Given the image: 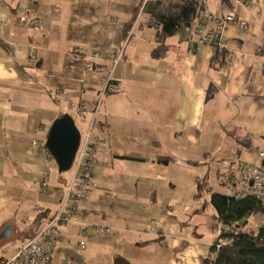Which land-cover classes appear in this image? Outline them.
Listing matches in <instances>:
<instances>
[{
    "label": "crops",
    "instance_id": "1",
    "mask_svg": "<svg viewBox=\"0 0 264 264\" xmlns=\"http://www.w3.org/2000/svg\"><path fill=\"white\" fill-rule=\"evenodd\" d=\"M142 2L0 0V261L42 231L65 197L73 170L61 174L42 151L66 114L82 137L92 126L101 149L83 213L57 227L54 264L213 259L220 222L212 195L230 197L240 164H264V0L239 8L248 27L225 29L224 55L182 32L159 38L139 12ZM230 4L207 0L220 17ZM122 47L113 72L118 90L102 95L109 58ZM86 61L96 62L90 72ZM68 103L90 110L80 118ZM186 180L195 190L191 203ZM43 181L49 188L41 194ZM247 220L242 232L264 227V213ZM92 225L109 233L97 235Z\"/></svg>",
    "mask_w": 264,
    "mask_h": 264
},
{
    "label": "built area",
    "instance_id": "2",
    "mask_svg": "<svg viewBox=\"0 0 264 264\" xmlns=\"http://www.w3.org/2000/svg\"><path fill=\"white\" fill-rule=\"evenodd\" d=\"M140 7V13L144 12L145 7L151 2V0H142ZM182 2L197 3L203 7L200 9L199 16L191 24L184 28L181 32L189 36L193 42H197L199 45L206 46L210 49L214 48L220 51L226 49L224 40V31L228 26L237 25L241 30H245L248 27V23L240 21L238 19L239 8H245L249 5L250 0H229V10L225 15L217 16L212 10L207 8V0H180ZM1 23V22H0ZM155 28L160 30V26L154 21L151 22ZM131 35V34H130ZM124 47L116 54H112L109 58L111 63L107 76L103 78V92L102 95L110 92H116L118 90L115 83L113 72L121 63V59L124 54ZM75 54L80 55V51L74 50ZM190 52H193L191 50ZM32 63L34 59H31ZM85 71L90 72L95 68V63L86 61ZM63 95L57 94L53 97L56 102H60ZM100 103L95 107L93 124H95ZM69 112L76 111V114L80 118H84L86 112L90 110V105L79 104L74 106L72 103L67 104ZM92 126L85 132L81 138L80 148L75 155V161L72 167L73 177L66 185L65 197L61 200L59 210L54 214V218L43 227V230L36 234L31 240L20 247L9 259L0 261V264H54L53 255L54 248L60 239V233L57 229L58 226H66V224L73 223L76 220L78 214L83 213L82 205L87 202L91 191L96 188L94 173L96 166V155L101 149L99 140L92 137ZM33 145L36 146L37 142L34 141ZM44 153L49 158L52 155L48 149L43 148ZM264 159V152L260 155V160ZM71 170V171H72ZM239 177L236 179L233 189L230 191V196L238 199L246 197H256L264 208V167L263 166H250L248 164H240L237 166ZM48 177L47 173L45 179ZM49 188V183L43 181L40 188L42 194ZM80 225L86 226L84 222L79 221ZM94 233L97 235L108 234L109 229L104 226L92 225ZM156 227V226H155ZM219 238L215 242L218 249L221 247L223 240L221 235L223 233L232 234L238 231L236 225H223L219 224L218 227ZM159 234V228L155 231ZM85 234V232H83ZM82 247H85V242L81 243Z\"/></svg>",
    "mask_w": 264,
    "mask_h": 264
},
{
    "label": "trees",
    "instance_id": "3",
    "mask_svg": "<svg viewBox=\"0 0 264 264\" xmlns=\"http://www.w3.org/2000/svg\"><path fill=\"white\" fill-rule=\"evenodd\" d=\"M203 9L197 3L180 0H151L145 7L151 21L160 26L157 36L161 39L174 37L184 28L193 24ZM164 48L160 46L154 54L160 56ZM225 50L222 51L224 55ZM64 116V115H63ZM62 116V117H63ZM61 117V118H62ZM200 190L204 187L198 185ZM212 205L219 215V224L236 225L238 231L232 234L223 233V243L218 249L214 243L211 253L213 259L209 264H264V227L255 233L242 232L241 228L254 214L264 213L262 203L256 197L238 199L222 194L212 195ZM114 264H131L122 257H116Z\"/></svg>",
    "mask_w": 264,
    "mask_h": 264
},
{
    "label": "water",
    "instance_id": "4",
    "mask_svg": "<svg viewBox=\"0 0 264 264\" xmlns=\"http://www.w3.org/2000/svg\"><path fill=\"white\" fill-rule=\"evenodd\" d=\"M48 135L45 147L55 159L59 172L64 174L71 171L82 138L76 122L66 114L53 122ZM10 233L8 226L2 233L1 239H8Z\"/></svg>",
    "mask_w": 264,
    "mask_h": 264
},
{
    "label": "rangeland",
    "instance_id": "5",
    "mask_svg": "<svg viewBox=\"0 0 264 264\" xmlns=\"http://www.w3.org/2000/svg\"><path fill=\"white\" fill-rule=\"evenodd\" d=\"M180 35V34H178ZM78 127L80 128V131H81V124L78 123ZM95 133V131H93ZM56 162V161H55ZM72 171H68V172H65L64 174H68L70 175ZM185 185V188L187 189V195L185 196L188 200H189V203H191V199L193 198L194 194H195V190H194V187H193V191H192V188H191V185L189 184V181H185L184 183ZM191 198V199H190ZM219 230V229H218Z\"/></svg>",
    "mask_w": 264,
    "mask_h": 264
}]
</instances>
